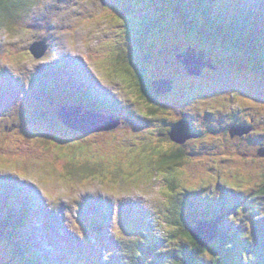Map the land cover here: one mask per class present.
Segmentation results:
<instances>
[{
	"label": "rangeland",
	"instance_id": "1",
	"mask_svg": "<svg viewBox=\"0 0 264 264\" xmlns=\"http://www.w3.org/2000/svg\"><path fill=\"white\" fill-rule=\"evenodd\" d=\"M156 1L41 0L26 7L11 27H0V215L5 209L7 215L12 204L31 209L17 238L0 231V264H124L138 239L158 244L145 264L157 260L158 250L164 264H174L168 253L179 242L187 251L192 248L188 239L168 238L175 229L165 210L175 199L192 214L184 217L191 226L217 220L229 238L238 230L243 252L257 248L256 227H264V158L257 152L264 147V60L228 49L217 32L212 33L217 40L192 36L171 18L163 19L165 5ZM219 4L227 11L238 9ZM127 6V15L135 19L159 21L139 58L149 56L150 82L170 78L173 90L158 99L153 117L146 118L150 106L136 99L124 73L110 61L125 48L118 25ZM34 42L48 47L40 59L29 52ZM192 47L212 58L218 70L206 67L200 77L189 75L177 49L183 53ZM61 76L67 88L41 103L48 86L57 91ZM92 84L114 104L82 97L77 87L90 94ZM17 89L23 92L19 96ZM35 105L54 121L51 129L28 123ZM64 106L116 115L120 124L83 137L56 118ZM181 119L191 121L201 140L181 149L177 166L150 167L157 150L162 155L178 151L168 133ZM240 124L251 132L231 140L226 129ZM172 175L177 180L173 193L168 191ZM217 238L198 264H211L214 253L221 254Z\"/></svg>",
	"mask_w": 264,
	"mask_h": 264
},
{
	"label": "trees",
	"instance_id": "2",
	"mask_svg": "<svg viewBox=\"0 0 264 264\" xmlns=\"http://www.w3.org/2000/svg\"><path fill=\"white\" fill-rule=\"evenodd\" d=\"M38 1L41 0H2V2H0V27H11L19 20L20 14L25 11L26 7ZM250 1L251 0H235L236 4H228L227 0H220L221 4L219 5H236L238 8H231L229 11L217 6L218 0H160V3L158 1H156V3L160 7L165 5V9L162 7L163 19L165 16H167L168 21L169 18H171L172 22L182 28L183 31L192 34L194 37H197V35H210V38L214 40L217 39L213 38L212 33L217 32L216 35L218 36V40L228 49L235 47L236 49L245 51L249 58L257 62L264 60V0H259L260 3L256 5H251ZM121 4L122 2L120 0L119 4L117 3L116 5ZM240 5L242 10L239 9ZM114 8L115 7L112 8V11H114ZM127 8L128 9L125 11L126 16L122 18L123 23L122 20H120V24L118 25L119 28L121 27L119 31L121 42L126 46L124 49H121V54L113 58L111 57L110 61H112L115 66L118 65L116 70L119 69L121 74L124 73L122 75L125 76L128 87L135 90L137 93L136 99L142 104L150 106V108L153 107L152 110L150 108L146 110V118L153 117L157 113L158 99L162 97V95H157L154 92L148 78L147 64L149 65L150 63L149 56L146 55L145 59H140L139 53L140 49L147 43L150 35L154 33L159 21L157 19L150 20L148 16H144L140 20L135 19L132 15H127L130 10L128 6ZM219 8L221 10L218 12L217 9ZM122 14L124 15V11ZM163 24H165L164 21ZM219 44L222 45L220 42ZM141 66L143 71L139 70ZM84 78L88 79L86 76ZM60 80L61 81L57 84L56 92L51 86L46 88L45 94L43 95L44 97L39 99L41 103L50 101V96H55L56 93L60 94L67 88V85H64L62 82L64 78L62 77ZM86 87L89 88L88 86ZM81 90H83L82 93L84 95L89 94L83 87ZM20 93L23 92L17 89L15 94L19 96ZM89 96L95 98H97L96 96H99L98 98L103 97L105 98L103 99L104 101H108V99H106L108 95L100 91V88L93 84L91 85ZM32 110L34 112L29 114L28 123H32L33 125L34 123H38L41 127L46 126L50 129L54 126V121L50 116L48 117L45 109L35 105ZM175 145H177L179 149L174 153L162 155L159 151L160 149L157 150V160L151 162L150 167L155 169V166H157L160 169L167 166H177L179 161L182 160L183 151L181 149L184 146ZM168 181L170 184L168 191L173 193L177 186L175 183L177 180L172 175V179L170 178ZM261 194L264 195V188L261 190ZM165 196H168V193ZM168 199L167 197V200ZM176 200L178 199L171 201L172 208L169 210L167 208V210H165L170 220V225L175 229L168 238L170 241L174 242L182 237L183 239H188L192 243V248L191 251H187L184 248L185 245L179 242V245L175 247L173 251H169L168 255L172 258L174 264H198L199 259L203 257L210 246L207 248L201 247L191 236L190 229L192 226L189 222L187 223L184 217L190 218L192 214L186 212L185 209L187 208L184 203L180 204ZM179 201L181 202V200ZM178 207L180 208L178 209ZM194 207L195 204L192 203L191 209L194 210ZM30 213V208L26 210L21 205L14 206V204H12L7 215L6 210L0 215V231H7L12 234L14 238H17L29 222ZM256 229L257 233L253 238L254 241H256L257 248L254 252L245 253L242 251V246L238 244V230L235 232L236 236L229 238V235H224L222 226L220 225L221 233L218 235V238L220 236L221 238L217 239L216 246H221L223 249L221 254L217 252L214 253V259L211 264H264V227L262 231L258 229V227H256ZM22 241H26L24 235ZM17 242H15V244L18 245L19 248H24L22 243ZM243 242L244 241H241V243ZM157 246V243L151 242L150 240L138 239L134 242V250L130 252L132 254L131 260L129 259V262L126 261L124 264H145V259L153 255V252L157 250ZM237 249H240V251L238 252ZM158 253L159 256L157 260H154L153 264H159L160 259L164 257L160 255V250H158ZM163 259H165V257ZM163 259L160 264H164Z\"/></svg>",
	"mask_w": 264,
	"mask_h": 264
},
{
	"label": "water",
	"instance_id": "3",
	"mask_svg": "<svg viewBox=\"0 0 264 264\" xmlns=\"http://www.w3.org/2000/svg\"><path fill=\"white\" fill-rule=\"evenodd\" d=\"M123 15V14H122ZM35 59H40L46 55L48 47L44 42H35L29 48ZM177 59L183 58V63L189 75L200 77L203 70L208 67L214 71L217 67L212 58H207V54L201 49L188 48L185 52L179 53ZM157 95H165L172 92L173 82L171 79L155 80L151 83ZM57 118L68 129L82 136H90L102 131L114 129L120 124L119 117L105 116L92 111L83 113L81 107H62L56 113ZM252 128L250 126H231L229 129L230 138L248 135ZM170 140L178 145L185 146L190 140H196L199 135L189 120L182 119L171 125L169 131ZM258 155L264 158V147L257 150ZM191 236L203 248L209 247L210 242L215 240L221 233L220 226L216 221H200L190 229Z\"/></svg>",
	"mask_w": 264,
	"mask_h": 264
},
{
	"label": "flooded vegetation",
	"instance_id": "4",
	"mask_svg": "<svg viewBox=\"0 0 264 264\" xmlns=\"http://www.w3.org/2000/svg\"><path fill=\"white\" fill-rule=\"evenodd\" d=\"M215 63V62H214ZM218 68V67H217ZM218 70V69H217ZM216 70V71H217ZM164 79V78H163ZM166 79H170V78H166ZM158 80V79H157ZM252 123H253V120L251 121ZM232 126H242V124H240V125H232ZM248 126V125H247ZM226 132H227V134L229 133V128H227L226 129ZM234 139H236V138H234ZM201 140V138H199L198 140H194L193 142H198V141H200ZM231 140H233V139H231ZM190 142L191 141H189V142H187L186 144H185V146L183 147V148H186L189 144H190Z\"/></svg>",
	"mask_w": 264,
	"mask_h": 264
},
{
	"label": "bare ground",
	"instance_id": "5",
	"mask_svg": "<svg viewBox=\"0 0 264 264\" xmlns=\"http://www.w3.org/2000/svg\"><path fill=\"white\" fill-rule=\"evenodd\" d=\"M202 12V11H201ZM186 24V23H185ZM197 49V48H196ZM214 63V62H213ZM57 68V67H56ZM57 70V69H56ZM63 70V69H62ZM65 70H66V68H65ZM63 73H64V70H63ZM66 73V72H65ZM65 75V74H64ZM62 77V76H61ZM67 79V78H66ZM190 121V120H189ZM190 123H191V121H190ZM38 247L39 248H41V249H44V247H43V245L40 243L39 245H38ZM49 253V252H48ZM44 258H45V256H43Z\"/></svg>",
	"mask_w": 264,
	"mask_h": 264
},
{
	"label": "snow or ice",
	"instance_id": "6",
	"mask_svg": "<svg viewBox=\"0 0 264 264\" xmlns=\"http://www.w3.org/2000/svg\"><path fill=\"white\" fill-rule=\"evenodd\" d=\"M0 2H2V0H0ZM117 22H119V21H117Z\"/></svg>",
	"mask_w": 264,
	"mask_h": 264
}]
</instances>
